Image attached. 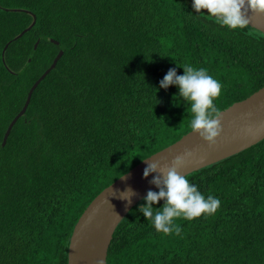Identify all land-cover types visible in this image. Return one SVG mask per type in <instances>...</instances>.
<instances>
[{"label":"trees","instance_id":"1","mask_svg":"<svg viewBox=\"0 0 264 264\" xmlns=\"http://www.w3.org/2000/svg\"><path fill=\"white\" fill-rule=\"evenodd\" d=\"M202 12L192 0H0V264H67L90 202L191 131L189 103L159 87L170 68L206 69L222 84L220 111L264 86V35ZM44 38L64 52L18 118L59 52ZM186 177L218 210L176 218L183 231L165 235L137 210L142 200L105 264H264V139Z\"/></svg>","mask_w":264,"mask_h":264},{"label":"water","instance_id":"2","mask_svg":"<svg viewBox=\"0 0 264 264\" xmlns=\"http://www.w3.org/2000/svg\"><path fill=\"white\" fill-rule=\"evenodd\" d=\"M32 17L31 25L9 41L3 51L11 42L22 37L34 26L35 16L32 15ZM249 19L248 27L264 35V15L250 13ZM44 39L58 46L59 52L50 67L30 87L26 101L16 116L18 118L24 115L33 91L55 68L64 52L63 45L57 41L50 38ZM39 42L40 39L35 42L33 51L36 50ZM29 61L30 59L27 63ZM221 115L223 117V132L217 138L215 146L209 147L191 130L173 144L145 158L104 188L86 207L72 229L67 251V264H96L97 260H103L105 264L107 249L116 227L132 208L139 207L138 204L143 200L148 190H158L155 185L149 183L157 173H151L147 178L143 177V169L147 163L160 161L163 167L165 164H170L174 156L180 155L185 149H188L194 153V157L179 170L181 174L188 175L238 154L262 141L264 139V86L244 100L221 111ZM127 188H131L136 193L131 198L130 204L120 198V193Z\"/></svg>","mask_w":264,"mask_h":264},{"label":"clouds","instance_id":"3","mask_svg":"<svg viewBox=\"0 0 264 264\" xmlns=\"http://www.w3.org/2000/svg\"><path fill=\"white\" fill-rule=\"evenodd\" d=\"M192 8L200 15H204L202 10H206L209 17L215 18L228 29H244L250 23V13L264 15V0H192ZM177 67L183 69V74L177 75L176 69L170 68L159 81V87L167 89L175 85L178 88L174 99L178 96L189 103L193 114L190 121L192 132L209 147H213L223 132V117L214 104L221 94L222 84L204 68H195L191 64H177ZM193 157L194 153L185 149L182 154L174 156L170 164L162 167L160 161H154L147 163L143 169L144 178L157 173L149 183L155 185L158 191L148 190L143 197L144 203L137 210L152 222L157 232L179 236L183 229L174 223L176 218L183 217L191 221L202 214L212 215L220 207L221 201L217 197H205L179 171ZM120 194V198L130 204L136 193L127 188ZM161 200L164 201L163 205L154 207ZM96 264L104 262L97 260Z\"/></svg>","mask_w":264,"mask_h":264}]
</instances>
